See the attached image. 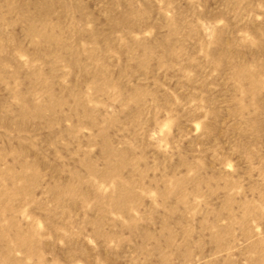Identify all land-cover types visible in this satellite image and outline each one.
Segmentation results:
<instances>
[{
	"label": "rangeland",
	"instance_id": "374dc122",
	"mask_svg": "<svg viewBox=\"0 0 264 264\" xmlns=\"http://www.w3.org/2000/svg\"><path fill=\"white\" fill-rule=\"evenodd\" d=\"M0 264H264V0H0Z\"/></svg>",
	"mask_w": 264,
	"mask_h": 264
}]
</instances>
